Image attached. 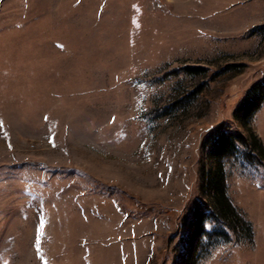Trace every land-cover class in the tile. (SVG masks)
<instances>
[{
  "label": "rangeland",
  "instance_id": "374dc122",
  "mask_svg": "<svg viewBox=\"0 0 264 264\" xmlns=\"http://www.w3.org/2000/svg\"><path fill=\"white\" fill-rule=\"evenodd\" d=\"M263 78L264 0H0V264H185L204 142L224 123L264 147V102L235 113ZM254 152L223 165L252 240L199 264H264Z\"/></svg>",
  "mask_w": 264,
  "mask_h": 264
},
{
  "label": "trees",
  "instance_id": "16d2710c",
  "mask_svg": "<svg viewBox=\"0 0 264 264\" xmlns=\"http://www.w3.org/2000/svg\"><path fill=\"white\" fill-rule=\"evenodd\" d=\"M185 69L191 74L208 75L207 69L201 66H187ZM263 102L264 78L253 83L247 90L235 113L243 122H249ZM168 113L163 112L162 115ZM250 133L252 141L221 123L205 140L204 143L209 146V155L217 159L218 170L207 181L211 202L199 197L193 205L192 219L182 236L183 245L180 244L182 249L179 260L183 263L199 264L222 241L239 244L245 238L252 240V222L241 216L226 194L223 172L224 163L232 157L243 158L251 163L262 162L260 155L254 152V147L256 143L262 151L264 147L256 131L251 129ZM238 219L241 226L236 222Z\"/></svg>",
  "mask_w": 264,
  "mask_h": 264
}]
</instances>
